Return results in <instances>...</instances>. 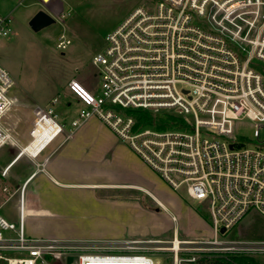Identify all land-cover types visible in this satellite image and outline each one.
<instances>
[{
	"label": "built area",
	"instance_id": "1",
	"mask_svg": "<svg viewBox=\"0 0 264 264\" xmlns=\"http://www.w3.org/2000/svg\"><path fill=\"white\" fill-rule=\"evenodd\" d=\"M11 22V17L0 18V41L11 33ZM70 44L62 34L57 48ZM92 63L98 70V92L72 79L68 90L80 109L69 130L57 120L56 98L37 113L30 145L41 139L36 147H44L97 118L170 189L186 186L192 199L207 205L212 234L180 239L176 246L174 215L172 239L31 237L22 205L18 223L0 214V260L60 264L75 255L76 264H156L154 256L171 253L173 264H201L207 255L264 254V240L227 237L251 212L264 217V142L258 140L264 129V75L259 69L264 64V0H154L108 33L104 50ZM12 85L0 64V150L14 143L2 124L13 105ZM137 112L172 115L182 122L164 130L141 127L133 116ZM244 120L254 124L253 146L235 135L237 123ZM39 130H48L46 137Z\"/></svg>",
	"mask_w": 264,
	"mask_h": 264
},
{
	"label": "rangeland",
	"instance_id": "2",
	"mask_svg": "<svg viewBox=\"0 0 264 264\" xmlns=\"http://www.w3.org/2000/svg\"><path fill=\"white\" fill-rule=\"evenodd\" d=\"M151 3L153 5L154 0H51L48 4L39 0H0V18L12 19L11 33L0 41V64L13 79L9 90L13 105L3 117L2 124L14 139V143L0 150V214L11 222H19L21 190L26 179L38 171L25 193V224L30 234L75 239L165 240L174 236L176 224L172 216L175 215L178 239L211 236L212 220L207 205L192 199L186 186L177 192L170 189L157 174L130 154L127 142L120 140L129 149L121 147V161L118 162L121 165L116 161H113L115 165L107 164L106 167L79 165L80 168L84 166L83 171L91 168V172H79L74 182L93 184L89 186L93 189H83L82 185L71 189L53 185L40 172L43 162L36 158L37 151L43 147V144L36 147L41 139L30 145L37 113L48 108L56 98L57 120L67 122L66 129L69 130L80 109L68 90L69 82L77 79L92 92L99 89L98 70L92 61L104 50L106 36L134 9ZM39 10L48 12L56 22L35 32L29 22ZM62 34L71 40L65 50L57 48ZM259 69L264 75V64L261 63ZM69 100L72 107L66 112L65 104ZM137 114L139 112L133 116L140 125ZM153 117L158 120L164 116ZM254 131V124L244 120L237 123L235 135L246 141L245 146H253L257 143ZM39 132L42 138L48 134V130ZM258 140L264 142V129ZM25 147H29L32 154L22 157L8 170L7 167ZM143 190L151 193L162 205ZM227 237L264 240V217L251 212ZM246 256L264 264V254ZM207 257L202 260L207 264H233L232 255L226 259L218 258V255ZM154 261L156 264H173L172 254L159 253L154 256ZM76 262V256L71 255L60 264ZM0 264L5 262L0 260Z\"/></svg>",
	"mask_w": 264,
	"mask_h": 264
},
{
	"label": "crops",
	"instance_id": "3",
	"mask_svg": "<svg viewBox=\"0 0 264 264\" xmlns=\"http://www.w3.org/2000/svg\"><path fill=\"white\" fill-rule=\"evenodd\" d=\"M97 92H98V88L95 91V93ZM65 105L67 107L65 111L68 112L72 107L71 101L69 100ZM77 105L80 104L78 103ZM98 123L99 125L97 126ZM64 133L59 134L51 141H49L44 147H42L37 151L38 154L36 155V158L43 162L41 164L42 169L40 170V172H43L45 174L49 182H52L53 185L60 188L71 189L82 185L79 182L77 183L74 182L76 176H79V172L84 173L86 170L88 172H91V168H89V170L85 168L83 171L82 168L84 166L80 168L79 165L91 166L92 164H98V165L100 164L106 167L107 164H112L113 161H116L117 163L121 161V155H122L121 147H125L127 150H129L126 146H124L121 143L120 139L105 124H103L98 119H92L91 121L89 120L87 123H85V125H83L80 129L75 131V133H73L70 136L68 134L64 135ZM30 148L29 147L22 148L25 151L23 152L21 151L14 158L12 163H10L7 169L8 170L11 169L22 157L27 155L30 156L32 154ZM129 152L135 159L140 160L132 152V150L131 151L129 150ZM117 165H121V164L118 163ZM36 173L38 174V171L34 172L28 179H26L25 185L22 188L23 191L21 190L19 211L21 206L23 205L25 215H26V206H27L25 199L26 188L29 186L33 178H35V176L33 177V175ZM88 175L90 178L91 175L90 174ZM91 185L83 184L81 188L93 189V187H89ZM94 185H98V184H94ZM145 192L151 195V193H149L148 191ZM151 196L154 197L153 195ZM154 199L159 204L162 205V203L159 202L157 198L154 197ZM29 205L31 207L32 206L34 207L32 203H30ZM25 228H26V224H25ZM26 232L31 237H44V236L51 237L50 235L34 236L27 231V228H26Z\"/></svg>",
	"mask_w": 264,
	"mask_h": 264
},
{
	"label": "trees",
	"instance_id": "4",
	"mask_svg": "<svg viewBox=\"0 0 264 264\" xmlns=\"http://www.w3.org/2000/svg\"><path fill=\"white\" fill-rule=\"evenodd\" d=\"M138 117L140 118V125L145 124V125H153V126H158V129L164 130L167 127L174 128L176 126H180L179 123L182 122L181 120L177 119L176 117L172 115H163L164 117L154 118V114H151L149 112H139L137 114ZM161 119V120H159ZM155 123H160V124H155ZM233 264H262L258 260L250 257V256H243V255H232L231 257ZM200 264V263H199ZM201 264H207V263H201Z\"/></svg>",
	"mask_w": 264,
	"mask_h": 264
},
{
	"label": "water",
	"instance_id": "5",
	"mask_svg": "<svg viewBox=\"0 0 264 264\" xmlns=\"http://www.w3.org/2000/svg\"><path fill=\"white\" fill-rule=\"evenodd\" d=\"M56 22V19L44 10H39L30 20L29 25L35 31L39 32ZM225 229L221 230L224 233Z\"/></svg>",
	"mask_w": 264,
	"mask_h": 264
},
{
	"label": "bare ground",
	"instance_id": "6",
	"mask_svg": "<svg viewBox=\"0 0 264 264\" xmlns=\"http://www.w3.org/2000/svg\"><path fill=\"white\" fill-rule=\"evenodd\" d=\"M21 151L23 152V151H25V150L22 149ZM22 208H23V207H22ZM23 211H24V208H23ZM19 215H21V208H20V211H19ZM24 220H25V214H24ZM179 241H180V239L177 238V241L175 242V245H176V246H178Z\"/></svg>",
	"mask_w": 264,
	"mask_h": 264
}]
</instances>
